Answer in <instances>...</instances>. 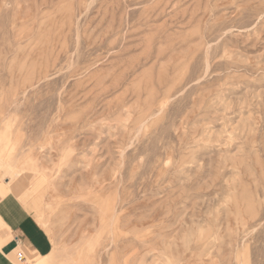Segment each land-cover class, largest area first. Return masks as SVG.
I'll use <instances>...</instances> for the list:
<instances>
[{"label": "rangeland", "instance_id": "1", "mask_svg": "<svg viewBox=\"0 0 264 264\" xmlns=\"http://www.w3.org/2000/svg\"><path fill=\"white\" fill-rule=\"evenodd\" d=\"M0 180L27 264H264V0H0Z\"/></svg>", "mask_w": 264, "mask_h": 264}, {"label": "crops", "instance_id": "2", "mask_svg": "<svg viewBox=\"0 0 264 264\" xmlns=\"http://www.w3.org/2000/svg\"><path fill=\"white\" fill-rule=\"evenodd\" d=\"M7 183L0 180V264H27L28 253L44 257L51 253L52 244L46 231ZM18 251L23 253V261L17 259Z\"/></svg>", "mask_w": 264, "mask_h": 264}, {"label": "built area", "instance_id": "3", "mask_svg": "<svg viewBox=\"0 0 264 264\" xmlns=\"http://www.w3.org/2000/svg\"><path fill=\"white\" fill-rule=\"evenodd\" d=\"M16 256H17V259L20 260V261H23L24 260V256H23V253L21 251H18L16 253Z\"/></svg>", "mask_w": 264, "mask_h": 264}]
</instances>
